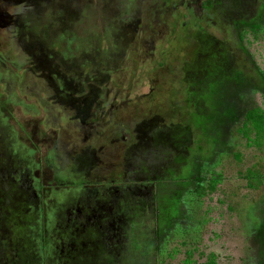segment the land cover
Returning <instances> with one entry per match:
<instances>
[{
    "label": "rangeland",
    "instance_id": "obj_1",
    "mask_svg": "<svg viewBox=\"0 0 264 264\" xmlns=\"http://www.w3.org/2000/svg\"><path fill=\"white\" fill-rule=\"evenodd\" d=\"M254 107L264 0H0V264H264Z\"/></svg>",
    "mask_w": 264,
    "mask_h": 264
},
{
    "label": "trees",
    "instance_id": "obj_2",
    "mask_svg": "<svg viewBox=\"0 0 264 264\" xmlns=\"http://www.w3.org/2000/svg\"><path fill=\"white\" fill-rule=\"evenodd\" d=\"M240 134L248 138L250 146L263 147L264 146V108L254 107L246 112L245 122L239 128ZM254 135V136H252ZM219 175V173H217ZM213 178L210 182V190H215L219 183V176ZM244 177L248 181L250 188H259L264 183V172L258 169L256 166L248 168ZM203 180L202 178L199 179ZM192 253L188 252V257L185 260L186 263L190 264L192 259ZM200 264H216L215 259L208 257L205 262Z\"/></svg>",
    "mask_w": 264,
    "mask_h": 264
}]
</instances>
